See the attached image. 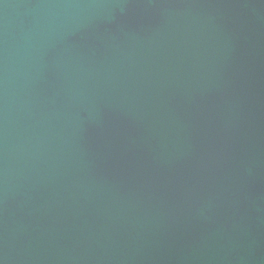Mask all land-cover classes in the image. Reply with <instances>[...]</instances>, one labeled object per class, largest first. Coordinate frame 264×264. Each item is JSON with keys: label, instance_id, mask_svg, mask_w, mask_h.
<instances>
[{"label": "water", "instance_id": "95a60500", "mask_svg": "<svg viewBox=\"0 0 264 264\" xmlns=\"http://www.w3.org/2000/svg\"><path fill=\"white\" fill-rule=\"evenodd\" d=\"M0 264H264V0H0Z\"/></svg>", "mask_w": 264, "mask_h": 264}]
</instances>
